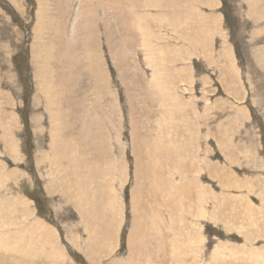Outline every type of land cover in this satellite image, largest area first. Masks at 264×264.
Listing matches in <instances>:
<instances>
[{"label": "rangeland", "instance_id": "374dc122", "mask_svg": "<svg viewBox=\"0 0 264 264\" xmlns=\"http://www.w3.org/2000/svg\"><path fill=\"white\" fill-rule=\"evenodd\" d=\"M134 188L139 264H264V0H0V255L130 264Z\"/></svg>", "mask_w": 264, "mask_h": 264}, {"label": "bare ground", "instance_id": "6f19581e", "mask_svg": "<svg viewBox=\"0 0 264 264\" xmlns=\"http://www.w3.org/2000/svg\"><path fill=\"white\" fill-rule=\"evenodd\" d=\"M18 1V0H17ZM73 31H74V29H73ZM128 42H126V44H127ZM51 73V72H50ZM44 81V80H43ZM45 83H44V85H43V89L44 90H46L47 88L49 89V88H51V82H49V81H44ZM59 83V82H58ZM43 84V83H42ZM41 84V85H42ZM56 86V85H55ZM59 87H60V85H58ZM57 87V86H56ZM57 91V90H56ZM54 93V92H53ZM49 94V96H48V98L46 99V101H50V102H52V101H54L53 99H54V95L55 94H53L52 95V93L51 92H49L48 93ZM60 94V95H59ZM57 96H61V92H59L58 94H56V96L55 97H57ZM59 100V99H58ZM45 101V102H46ZM51 120L53 121L54 120V117H52L51 116ZM5 126V125H4ZM52 128H53V126H52ZM64 139H60V138H58V137H54L53 138V136H52V141H53V143H51V146L53 147H51V149H50V155L48 156V162H49V164H51V162H53V160H54V158H56L57 160L58 159H62V158H64V156H65V158L64 159H66V161L69 163V164H72V163H75L74 165H76V162L77 161H74V160H70V158L68 157V158H66V155H64V149L65 148H68L66 145H65V143H64V141H63ZM138 141H139V139H136V140H134V142H133V151L135 152L134 154H135V156H136V158H135V162H136V178L137 179H139L141 176H142V170H143V168H147L148 167V165H147V162L146 161H144L143 160V156H142V147L140 148L139 147V143H138ZM143 146V145H142ZM174 151V150H173ZM59 153V154H58ZM61 153V154H60ZM148 154H146V156H147ZM73 158V157H72ZM144 162H146V165H144ZM78 163V162H77ZM150 165V164H149ZM149 168H154V166L153 167H149ZM145 170V169H144ZM147 170H149V169H147ZM151 171V170H150ZM152 172V171H151ZM150 172V173H151ZM152 174V173H151ZM145 176V175H144ZM149 176V175H148ZM148 176H147V178H148ZM153 176V175H152ZM135 178V179H136ZM141 178H143V177H141ZM153 178V177H152ZM150 179V178H149ZM149 179H146L147 180V182L149 181ZM190 180H191V178H190ZM151 181V180H150ZM149 181V182H150ZM152 183V182H151ZM150 185V184H149ZM152 185V184H151ZM156 185V184H155ZM158 186V185H157ZM156 186V187H157ZM160 186V185H159ZM153 188V187H152ZM155 188V187H154ZM69 189H70V187H69ZM69 189L68 190H66V192H65V196L69 199V203H71L74 207H75V209L76 210H78L79 211V216H80V219H81V217L83 218V220H84V223L86 224V226L85 227H89V225H90V221L88 220L87 222L85 221L86 219H85V215H87V211L89 210L88 208V210L86 211V208H85V206H84V204L82 203L84 200H86V197H84L83 198V196H82V190L80 189V193H78V192H76V191H74V192H71V191H69ZM149 189H151L150 187H149ZM76 190V189H75ZM153 190V189H152ZM156 190V189H155ZM156 192V191H155ZM154 192V190L152 191V194L153 193H155ZM159 192V191H158ZM157 193V192H156ZM158 194V193H157ZM142 195L143 194H141V192L139 191V192H137V190L134 188V190H133V195H132V200H131V208H132V224H133V228H132V230H131V232H130V234H129V237H128V247H129V251H130V253H131V256H130V264H139V259H140V257H139V259L137 258L136 259V254H135V251H134V248H135V246L138 244V245H142V244H144L143 242H144V238H143V234H144V231H149L152 235H153V233L151 232L152 230H149V227L147 226V224H149V223H147L146 224V220L144 219V217H143V215L145 214V210H147L146 209V207L148 206V205H146V206H144V204H143V201L141 200V198H142ZM155 195V194H154ZM151 196V195H150ZM156 196V195H155ZM88 198H89V196H88ZM150 198V197H149ZM151 198H153V195H152V197ZM92 199V198H91ZM90 200V199H89ZM154 201V200H153ZM89 202V201H88ZM91 202V201H90ZM145 203V202H144ZM88 204H90V203H88ZM96 205H98V207L96 206ZM94 204V206H96V208H95V210H94V208H93V210H94V212H93V214H96V220H99L100 218H103V220H104V218H105V220L104 221H102L101 223H107V222H109V217L107 216V212L108 211H110V209L106 212V208H101V205L100 204ZM150 205V204H149ZM93 207V206H92ZM151 207V206H150ZM28 209V208H27ZM150 209V208H149ZM149 211V210H148ZM151 211V210H150ZM111 213V212H110ZM109 214V213H108ZM111 215V214H110ZM145 216V215H144ZM146 217H148V216H146ZM97 218H99V219H97ZM94 219V218H93ZM34 222V221H33ZM93 223V222H92ZM36 225H38V223L36 224L35 222L33 223V226L32 225H30V227L28 228V231H30V232H32L33 231V229H35V230H37V226ZM39 225H40V223H39ZM108 225V224H107ZM103 226V225H102ZM87 227V228H88ZM87 228H85V230L87 229ZM107 228H108V226H107ZM150 228H152V227H150ZM24 229V228H23ZM27 229V228H26ZM39 229H40V232H41V234H40V238H41V236L42 237H45L46 238V235L47 234H42V233H45V232H42L41 230H42V228L41 227H39ZM115 229V228H114ZM25 230V229H24ZM35 230H34V234L33 233H31V234H33V235H31V236H34L35 235ZM108 230V229H107ZM39 231V230H38ZM87 231L89 232V230L87 229ZM15 233H16V231H14ZM22 232V231H21ZM39 232V233H40ZM94 233H96V232H94ZM103 233H105L104 231H103ZM18 234H19V232H18ZM26 234V233H25ZM108 234V233H107ZM88 235L89 236H91L92 238L94 237V234L92 235V233H88ZM4 235H0V243H1V245H3L4 247V249L7 251H9L10 250V248L4 243V241H5V237H3ZM106 236V235H105ZM154 237H155V235H153ZM7 237V236H6ZM9 237V236H8ZM11 237V236H10ZM23 237V236H22ZM158 237V236H157ZM15 238V237H14ZM18 238V237H17ZM17 238H15V239H17ZM170 238V237H169ZM12 239V238H11ZM10 239V240H11ZM93 239H95V238H93ZM155 239V238H154ZM24 240V239H23ZM29 240V239H28ZM6 241H7V239H6ZM161 241V239L159 238L158 240L156 239V245L158 246V247H160L163 243L162 242H160ZM10 242H12V240L10 241ZM14 242H15V240H14ZM98 242V241H97ZM4 243V244H3ZM18 243V242H17ZM16 243V244H17ZM30 243H31V241H30ZM44 243V242H43ZM160 243V244H159ZM12 244V243H11ZM14 244V243H13ZM9 245H10V243H9ZM18 245V244H17ZM27 246V247H26ZM158 247H156L157 248V250H158ZM2 249V248H1ZM15 249H17V246L15 247ZM161 249L162 248H160L159 250L161 251ZM3 250V249H2ZM37 250V249H36ZM2 252V251H1ZM18 252H20V251H18ZM17 252V253H18ZM42 252V251H41ZM7 253H9V252H7ZM7 253H5L6 255H7ZM58 253V252H57ZM161 253V252H160ZM20 254H22V257H23V259H20V258H9V259H7V258H5L6 257V255H5V257H4V255L3 256H1L0 255V264H30L31 262L29 261L30 259H32V257H31V254H30V251H29V249H28V245H25L22 249H21V252H20ZM19 254V255H20ZM164 254V253H163ZM168 254V253H167ZM12 255V254H11ZM11 257V256H10ZM167 258H169V257H167ZM132 259V260H131Z\"/></svg>", "mask_w": 264, "mask_h": 264}]
</instances>
